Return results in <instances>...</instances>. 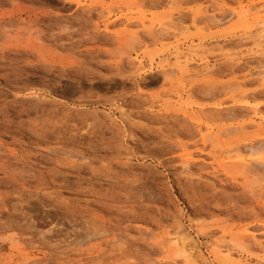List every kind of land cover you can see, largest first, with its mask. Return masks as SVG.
<instances>
[{
	"label": "rangeland",
	"instance_id": "obj_1",
	"mask_svg": "<svg viewBox=\"0 0 264 264\" xmlns=\"http://www.w3.org/2000/svg\"><path fill=\"white\" fill-rule=\"evenodd\" d=\"M260 141L264 0H0V264H264Z\"/></svg>",
	"mask_w": 264,
	"mask_h": 264
},
{
	"label": "bare ground",
	"instance_id": "obj_2",
	"mask_svg": "<svg viewBox=\"0 0 264 264\" xmlns=\"http://www.w3.org/2000/svg\"><path fill=\"white\" fill-rule=\"evenodd\" d=\"M245 13V12H248V10H239V11H236V12H232L231 14H241V13ZM213 16V15H212ZM228 16V15H227ZM226 16V17H227ZM230 16V15H229ZM211 19H215V17H210ZM229 18V17H228ZM225 20V19H224ZM223 22V21H222ZM212 24V23H211ZM233 84H231L229 86V90H233L234 88L232 87ZM253 98V97H252ZM251 99V98H250ZM247 106L250 105L249 102L246 103ZM256 111H261L258 106H255L253 107ZM262 109V108H261ZM223 111V110H222ZM227 113V112H226ZM234 113V112H233ZM228 114V113H227ZM228 116V115H227ZM225 116V118L227 117ZM223 118V117H222ZM228 118V117H227ZM230 118V117H229ZM238 155H239V159L243 162V164L246 165H250L249 168H256L255 170L257 171H262L264 169V141H260L256 144H248V145H245L243 148L239 149L238 150ZM244 166V167H245ZM257 182V181H256ZM255 182V183H256ZM257 184V183H256ZM255 185V184H254ZM98 234V233H97ZM188 236V235H187ZM90 237V236H89ZM191 236L189 235L188 236V239L190 238ZM252 237H254V239H258L256 237V235H253ZM185 240V239H184ZM183 240V241H184ZM191 240V239H190ZM187 242V244H185V249L181 252V255L185 256V257H189L192 253H194L195 255H201V251L199 252V245L197 244V242L193 239L192 237V241ZM254 240V241H255ZM114 240L112 241L111 240V243H113ZM118 242V241H116ZM184 243V242H183ZM115 244V242L113 243ZM229 252V251H228ZM230 253V252H229ZM215 256L219 257V254H220V251L218 252H214L213 253ZM231 254V255H230ZM230 254L226 255V257L224 258L225 262H229V263H232V261H230V257L233 255V253L231 252ZM203 255V254H202ZM201 257V256H200ZM202 258V257H201ZM236 264H243L241 262V260L239 262H236Z\"/></svg>",
	"mask_w": 264,
	"mask_h": 264
}]
</instances>
